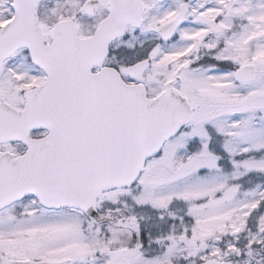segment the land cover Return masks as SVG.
<instances>
[{
	"label": "snow or ice",
	"instance_id": "1",
	"mask_svg": "<svg viewBox=\"0 0 264 264\" xmlns=\"http://www.w3.org/2000/svg\"><path fill=\"white\" fill-rule=\"evenodd\" d=\"M0 264H264V0H0Z\"/></svg>",
	"mask_w": 264,
	"mask_h": 264
}]
</instances>
